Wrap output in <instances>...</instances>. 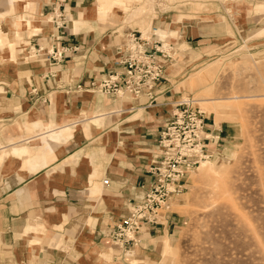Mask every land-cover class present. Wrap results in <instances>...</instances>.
Returning a JSON list of instances; mask_svg holds the SVG:
<instances>
[{"label": "crops", "instance_id": "obj_1", "mask_svg": "<svg viewBox=\"0 0 264 264\" xmlns=\"http://www.w3.org/2000/svg\"><path fill=\"white\" fill-rule=\"evenodd\" d=\"M186 1L143 33L97 17L90 0H20L15 10L0 0V264L174 263L185 191L137 244H114V227L155 182L149 170L190 69L264 29V0ZM132 31L178 47L155 97L95 92ZM207 118L212 161L232 138Z\"/></svg>", "mask_w": 264, "mask_h": 264}, {"label": "rangeland", "instance_id": "obj_2", "mask_svg": "<svg viewBox=\"0 0 264 264\" xmlns=\"http://www.w3.org/2000/svg\"><path fill=\"white\" fill-rule=\"evenodd\" d=\"M18 1L11 0L14 10ZM90 2L97 17L143 33L159 12H177L188 3ZM209 57L188 72L185 98H194L212 122L228 126L232 140L226 153L203 161L188 179L180 209L186 223L174 244L173 264H264V29Z\"/></svg>", "mask_w": 264, "mask_h": 264}, {"label": "built area", "instance_id": "obj_3", "mask_svg": "<svg viewBox=\"0 0 264 264\" xmlns=\"http://www.w3.org/2000/svg\"><path fill=\"white\" fill-rule=\"evenodd\" d=\"M64 20L59 17V28L64 27ZM178 52L176 44L168 38L132 31L120 48L116 68L104 79L93 83L91 88L115 99H152L157 87L165 80L166 66L178 59ZM207 117L194 98H183L176 104L172 118L159 138L160 154L149 170L155 182L146 197L134 203L128 216L114 227V244L125 248L137 244L147 228L159 224L174 196L188 189L191 174L210 158L205 145Z\"/></svg>", "mask_w": 264, "mask_h": 264}, {"label": "bare ground", "instance_id": "obj_4", "mask_svg": "<svg viewBox=\"0 0 264 264\" xmlns=\"http://www.w3.org/2000/svg\"><path fill=\"white\" fill-rule=\"evenodd\" d=\"M202 112H203V111H202ZM203 163H205V162H203ZM203 163H202V164H203ZM209 166H210L211 168H213V165H212L211 163H209ZM137 262H138V261H137Z\"/></svg>", "mask_w": 264, "mask_h": 264}]
</instances>
